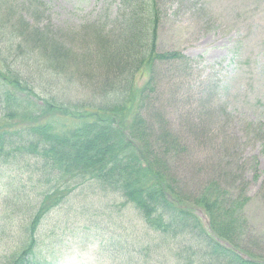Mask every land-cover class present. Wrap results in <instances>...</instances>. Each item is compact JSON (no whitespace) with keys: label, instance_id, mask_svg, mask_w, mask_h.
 <instances>
[{"label":"trees","instance_id":"1","mask_svg":"<svg viewBox=\"0 0 264 264\" xmlns=\"http://www.w3.org/2000/svg\"><path fill=\"white\" fill-rule=\"evenodd\" d=\"M42 4L0 0V165L10 171L0 264H49L43 222L90 181L141 222L140 234L122 227L106 240L120 264H264L256 240L244 239L242 196L213 176L190 186L171 165L186 139L170 132L152 100L158 65L189 58L158 48L157 0H119L114 25L85 22L69 32ZM137 75L145 81L135 89ZM189 129L201 143V126Z\"/></svg>","mask_w":264,"mask_h":264},{"label":"rangeland","instance_id":"2","mask_svg":"<svg viewBox=\"0 0 264 264\" xmlns=\"http://www.w3.org/2000/svg\"><path fill=\"white\" fill-rule=\"evenodd\" d=\"M40 1L54 27L65 32L85 22L114 25L119 4V0ZM157 2L158 48L176 50L189 58L182 64L158 65L160 82L152 100L170 132L186 139L171 165L190 186L213 176L234 197L242 196L244 239L254 238L253 254L264 258V0ZM144 81V76L137 75L135 89ZM75 93L67 96L74 98ZM191 124L201 126V143L190 131ZM9 174L0 165V217L6 210L1 203ZM26 179L22 177L23 185L28 184ZM85 187L75 189L68 196L69 203L43 222L42 252L49 264H120L122 257L106 240L115 232L124 234L122 227L140 234L141 222L134 210L122 206L118 197L102 194L95 181ZM193 208L205 222L202 209ZM73 211L79 213L74 218ZM119 241L126 243L124 238ZM4 246L0 239V251ZM195 259L200 261L198 256ZM133 261L141 264L140 258Z\"/></svg>","mask_w":264,"mask_h":264}]
</instances>
